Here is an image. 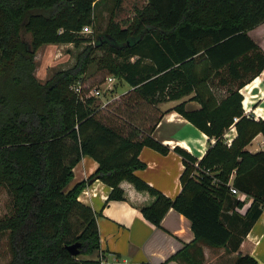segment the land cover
<instances>
[{
	"label": "trees",
	"instance_id": "obj_1",
	"mask_svg": "<svg viewBox=\"0 0 264 264\" xmlns=\"http://www.w3.org/2000/svg\"><path fill=\"white\" fill-rule=\"evenodd\" d=\"M99 1L0 0V187L10 199L0 232H8L11 251L5 264H100L78 258L99 249L98 213L78 200L96 179L111 188L106 202L124 199L122 180L155 196L140 211L157 227L171 208L189 219L194 239L170 259L202 264L200 244L238 252L264 207V150L246 149L264 135V119L244 113L240 92L264 70V50L248 35L264 23V0H146L127 26L109 23L92 40L81 29L92 25ZM84 41L90 43L70 67L43 82L36 77L41 45ZM97 50L103 55L94 56ZM93 63L128 85L117 110L110 109L115 99L101 107L70 89ZM190 94L197 108L181 101L171 110L214 142L200 159L173 147L184 168L171 198L135 170L145 167L142 147L169 151L152 136L157 105ZM232 123L236 133L227 145ZM84 155L98 166L68 188ZM230 186L251 198L244 212ZM75 241L82 246L72 256L66 245ZM232 264L259 263L237 253Z\"/></svg>",
	"mask_w": 264,
	"mask_h": 264
},
{
	"label": "crops",
	"instance_id": "obj_2",
	"mask_svg": "<svg viewBox=\"0 0 264 264\" xmlns=\"http://www.w3.org/2000/svg\"><path fill=\"white\" fill-rule=\"evenodd\" d=\"M256 27L264 30V23ZM248 31V35L264 50V41L258 42L253 35L255 30ZM264 40V36H263ZM45 45V44H44ZM47 46V45H45ZM61 44H52L43 52L54 62L58 47ZM264 70L254 78L252 83L245 85L240 92L243 95L242 107L247 109L249 116L258 115L264 119ZM38 74L35 72V75ZM44 76L40 79L44 80ZM129 89V87H128ZM192 94L185 99L171 100L159 103L160 120L156 124L152 136L169 147L166 154L144 146L141 148L138 158L145 164L144 168L135 170V174L147 184L154 187L167 197H174L181 189L180 174L184 168L182 158L173 151L174 146H180L197 158H201L209 145L208 137L184 119L180 114L171 110L181 101H187ZM118 96L109 97L110 101ZM187 108H197L196 101L188 100ZM254 115H251V114ZM255 118V119H258ZM178 125L191 128L185 135H175L169 125ZM264 138L257 134L246 146L251 152L264 150V146L253 144L256 138ZM206 142V143H205ZM207 144V146H205ZM184 145V146H182ZM98 163L90 156L84 155L73 167V177L68 188L78 181L86 179L97 168ZM120 187L124 192L123 200H111L106 202L111 188L96 179L86 185L78 195V200L89 205L97 214L96 223L99 234V249L87 258L98 259L100 264H185L170 257L185 244L194 239L190 221L174 209H169L163 216L160 226H155L142 215L140 208L150 205L155 196L147 191L137 190L132 183L122 180ZM87 191V194L83 193ZM203 254L202 264H232L237 253L252 256L259 264H264V213L254 222L250 230L243 238L238 252L226 253L223 248H213L200 244Z\"/></svg>",
	"mask_w": 264,
	"mask_h": 264
},
{
	"label": "rangeland",
	"instance_id": "obj_3",
	"mask_svg": "<svg viewBox=\"0 0 264 264\" xmlns=\"http://www.w3.org/2000/svg\"><path fill=\"white\" fill-rule=\"evenodd\" d=\"M146 3V0H123L121 4L116 5L115 0H101L97 3V5L94 8L93 14L94 19L92 25H89L86 29H81V34L84 36H88L94 40L97 36V34L102 33L105 29H107L109 23H117L120 27L127 26L132 18L135 15V12L142 8ZM253 35L256 37L258 42L263 43V36H264V30H262L259 27H256ZM90 42H81L78 45L69 44V43H63L62 47H58V51L56 52L57 55L53 58L54 62L51 64H47L50 58L47 57V55L43 52V49H47L48 47L52 46V44H44L41 45L37 51L35 52L34 59L36 61V69L35 72L38 71V76H36L40 81H45L46 78H48L55 70L59 69H65L67 67H70L74 61L77 53L81 51L85 45H87ZM49 51V49H47ZM103 55L102 50H97L94 53V56L100 57ZM44 76V80L40 79ZM106 76H113L112 73L108 72L104 68H98L97 63H93L90 65L83 75V80L87 84L91 85H101L102 88L105 87L104 80ZM253 81H251L252 83ZM113 89L109 90L110 92L107 94L109 97L118 96L121 97V94L126 92L128 90V85L119 80L115 77V80L112 84ZM187 96H184L183 99H185ZM118 98H113L112 100H117ZM180 98V99H182ZM98 100H100L98 98ZM111 100V102H113ZM120 103V100H117L115 104L110 106V109H113V107L118 106L117 104ZM117 105V106H116ZM119 107V106H118ZM160 111V110H159ZM251 115H254L253 113ZM169 129L175 134V135H185L188 134L191 130V128L187 126L178 125L176 123H172L169 125ZM261 138L258 137L254 140L253 144L259 145ZM210 142V140H208ZM206 143V142H205ZM207 146V144H205ZM239 199V194H233L231 196V199ZM244 206L239 209L240 212H244L245 208L249 205L251 202V198L248 196H244L242 199ZM10 209V199L9 194L7 193L6 189L3 187H0V217L7 214ZM88 256L81 255L78 258H86ZM11 258V251L9 249V242H8V232H0V264H5L9 261Z\"/></svg>",
	"mask_w": 264,
	"mask_h": 264
},
{
	"label": "built area",
	"instance_id": "obj_4",
	"mask_svg": "<svg viewBox=\"0 0 264 264\" xmlns=\"http://www.w3.org/2000/svg\"><path fill=\"white\" fill-rule=\"evenodd\" d=\"M88 27L84 26L83 29H86ZM115 80L114 76H106L105 80H104V84L105 87L102 88L101 85H91V84H87L85 83V81L83 80V77H80L79 79H77L74 83H72V85L70 86V89L75 93V95H77L80 99H86V98H90L93 97L94 99H96L97 103H99V105L101 107H104L105 104H107L110 99L109 96H107V94L110 92L109 90L113 89V82ZM98 98L100 100H98ZM249 111L247 109H245V114L248 115ZM254 118H258V115H254ZM237 118H234V121H236ZM235 126L232 123L229 126L228 131L224 134L225 140H226V144L230 145L232 138L235 136ZM210 140V143L214 142L213 138H208ZM260 143L264 146V138L260 140ZM200 159V158H197ZM195 166H197V162H195ZM231 181V179H230ZM230 184V183H229ZM230 192L232 194H239V199H242L244 196H246L244 193L238 191L236 188L231 187L230 186ZM84 194H87V191L83 190ZM262 213H264V207L262 208Z\"/></svg>",
	"mask_w": 264,
	"mask_h": 264
},
{
	"label": "water",
	"instance_id": "obj_5",
	"mask_svg": "<svg viewBox=\"0 0 264 264\" xmlns=\"http://www.w3.org/2000/svg\"><path fill=\"white\" fill-rule=\"evenodd\" d=\"M82 246V242L75 241L71 244L66 245L67 251L72 255H77L79 253V248Z\"/></svg>",
	"mask_w": 264,
	"mask_h": 264
},
{
	"label": "bare ground",
	"instance_id": "obj_6",
	"mask_svg": "<svg viewBox=\"0 0 264 264\" xmlns=\"http://www.w3.org/2000/svg\"><path fill=\"white\" fill-rule=\"evenodd\" d=\"M264 73V72H263ZM182 146H184V145H182Z\"/></svg>",
	"mask_w": 264,
	"mask_h": 264
}]
</instances>
